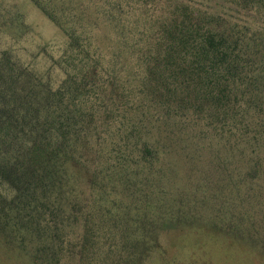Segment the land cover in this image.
Returning a JSON list of instances; mask_svg holds the SVG:
<instances>
[{"label":"trees","instance_id":"trees-1","mask_svg":"<svg viewBox=\"0 0 264 264\" xmlns=\"http://www.w3.org/2000/svg\"><path fill=\"white\" fill-rule=\"evenodd\" d=\"M31 1L68 40L65 79L0 60V228L7 202L41 219L24 241L77 228L37 244L46 264L65 245L89 264L134 248L139 264L197 222L264 243V20H226L218 0Z\"/></svg>","mask_w":264,"mask_h":264},{"label":"rangeland","instance_id":"rangeland-1","mask_svg":"<svg viewBox=\"0 0 264 264\" xmlns=\"http://www.w3.org/2000/svg\"><path fill=\"white\" fill-rule=\"evenodd\" d=\"M218 1L223 8L225 4L228 8L233 3L231 11L224 16L226 20L233 16L236 21H247L246 18L237 16L246 12L242 10L243 8L253 9L252 12H247V16H251L257 22L264 20V10L260 8L259 13L258 0ZM186 2L201 10L214 5L212 0H186ZM250 19L248 18L249 22ZM67 43L68 40L61 30L31 0H0V60L7 57L11 59V62L28 66L36 73L38 72L39 76L49 74L53 79L52 85L59 86L65 79V74L55 63L63 59ZM7 189L6 186H0V197L6 196L9 201L11 192L9 193ZM3 207H5L3 215L6 216L8 228H0V264H46L44 261L50 258V251L46 248L40 247L39 255L36 253V259H32L34 249L37 244L43 245L41 242L45 235L43 238H36L35 241L31 237L23 240L31 225L41 221L35 211L26 207L19 211V206L10 202ZM76 209L77 213L68 218L72 224L82 215L79 213L80 208ZM15 213L18 216L17 219L14 216ZM49 213L50 211L42 215L43 224L54 222V217ZM8 214L10 217H7ZM63 226L65 225H61V228H53L54 231L49 236L46 234L51 241L43 242H51L58 247L65 242L59 238L60 232L68 234L71 230L77 231V228L72 227L73 225H68L67 228ZM33 229H38L40 233L51 230V228ZM254 240L251 242L253 247H248L246 242L221 236L220 231L212 228V225H200L199 222L193 226L188 224L179 225L176 228L167 227L161 232L158 241L160 247L139 264H264V243ZM10 242L14 245H9ZM65 246L63 253L66 255L57 256L54 260H59L60 264H89L87 260L68 255L66 253L68 245ZM129 250L122 254L123 260L129 261V264H135L131 258L137 252L134 248Z\"/></svg>","mask_w":264,"mask_h":264}]
</instances>
